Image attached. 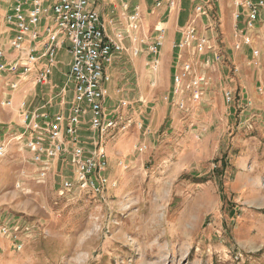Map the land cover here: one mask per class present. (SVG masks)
Listing matches in <instances>:
<instances>
[{
	"label": "rangeland",
	"instance_id": "1",
	"mask_svg": "<svg viewBox=\"0 0 264 264\" xmlns=\"http://www.w3.org/2000/svg\"><path fill=\"white\" fill-rule=\"evenodd\" d=\"M210 4L206 23L222 40V57L210 67L202 58L196 64L206 77L200 100L191 91L174 97L172 88H151L126 46L128 61L113 90V109L125 124L101 143L109 181L102 196H59L63 180L73 177L69 158L52 162L39 182V165L17 140L24 125L0 112V143L11 141L0 158V224L19 228L15 240L0 236V264H264V38L253 45L260 59L234 63L224 53L232 26L221 21L217 0ZM189 8L185 3L182 23ZM69 60L62 49V85L53 103L64 109L73 96ZM1 107L7 116L14 109ZM25 112L20 107L16 120ZM84 127L82 142L93 148L98 136Z\"/></svg>",
	"mask_w": 264,
	"mask_h": 264
},
{
	"label": "built area",
	"instance_id": "2",
	"mask_svg": "<svg viewBox=\"0 0 264 264\" xmlns=\"http://www.w3.org/2000/svg\"><path fill=\"white\" fill-rule=\"evenodd\" d=\"M7 9L0 21V76H28L39 64L36 83L46 85L57 65L59 52L66 48L69 60V81L72 84V101L66 112L54 115L24 114V128L17 140H24L32 154V161L39 165L38 181L44 182L52 171V162L69 158L72 178L63 180L59 196L64 197L74 191L102 196L109 185L106 175L108 169L107 154L102 148L103 139L112 130L124 123L116 110L107 107L108 85L113 78L109 73L114 63L126 51V42L147 44L136 36L143 30V15L140 4L132 5L129 0H115L121 5L117 17L106 18L97 9V0H3ZM152 9L168 12L177 10L179 0H151ZM240 11L236 20L243 19L244 27H234L235 49L250 48L253 59H260V50L254 49L259 26L264 21V0H235ZM196 17H208L205 5L195 7ZM155 27L157 36L147 45L150 56L147 67L156 73L160 67V50L164 41V25ZM115 28L110 34L109 29ZM123 28V29H122ZM133 34V35H132ZM132 35V36H131ZM180 50H189L195 54H205L213 50L211 40L199 34L196 18L184 27ZM143 50L135 49L134 56ZM17 56L8 61L10 55ZM209 62L206 60L205 65ZM194 65L184 62L173 77L174 97L182 96L185 91L193 92L194 100H200L206 84L204 75H195ZM14 90L15 84L11 85ZM232 93L226 94L228 103ZM12 102H3L2 106L11 108ZM249 105H251L249 103ZM25 104H23V107ZM98 136L93 148L82 142L83 126ZM128 126H124L126 129ZM8 141V140H7ZM0 143V158L7 155L11 141ZM143 150V149H142ZM19 228L9 224H0V236L16 239ZM17 248L20 250L21 245Z\"/></svg>",
	"mask_w": 264,
	"mask_h": 264
},
{
	"label": "crops",
	"instance_id": "3",
	"mask_svg": "<svg viewBox=\"0 0 264 264\" xmlns=\"http://www.w3.org/2000/svg\"><path fill=\"white\" fill-rule=\"evenodd\" d=\"M51 1L52 0H50V2ZM97 1H98L97 9L98 10L100 9L99 11H105V10L109 11L114 18L121 13V5L119 2L115 0H97ZM129 2L132 5L140 4L142 7L143 30L138 34H136V36H138V38H140L141 40H145L147 44L144 45H141L139 43L131 44L130 41H127L126 46L131 44L130 47H128V49L132 48V52H130V50L128 52L130 55H132V58H130L132 64L134 66L135 63L140 64L139 75L141 78L146 79L147 82L150 83L151 88H158L159 86L160 88H167V89L173 88V77L176 73L179 72L180 67L184 62H189L193 64L195 69L196 64L199 63L201 58L204 60V62L207 60L209 63L205 66L210 67L216 64V61H218L219 58L222 57L221 49L223 47V43L222 40L217 37L218 36L217 30L214 28V26H211L213 24L206 23L209 16L197 17L196 26L199 34L204 35L211 40V45L213 46V50L208 51L205 54L192 55L193 54L192 51L180 50L178 48V45L182 39V32L184 27L188 24V22L192 19V17H196L195 13L193 14L194 7L203 4L207 7L209 11H212L213 6L210 4V0H179V5H178L179 7L177 8V10L172 12H168L165 9L163 10L152 9L151 0H129ZM185 3L190 4L189 9H191V12L189 13L185 21L182 23L181 17L183 12L185 11L184 9ZM104 4L106 5L104 6ZM217 6L219 10V16H221V21L223 23L229 22L233 28V29L231 28V33L229 37L230 48H228L227 46V48L224 50V53L231 56L234 63L241 64L249 56H251L252 58V52L248 47H243L240 50L235 49L236 39L234 37V27L236 26V24H238L239 21L236 20L235 16L240 11V8L236 6L235 0H217ZM108 18L109 16L107 17V19ZM107 19L106 21H108ZM203 23L204 26L202 25ZM158 24L164 25V34H163L164 43H163V47L160 50V55H159L160 57L159 70L157 73H152L148 71V69H146L147 62L150 58L147 52V45L152 43L155 37L157 36L155 27H157ZM0 27L4 28V23L2 21H0ZM221 27L222 26H220V28ZM111 30H112V34H114L115 28H111ZM218 32L220 31L218 30ZM258 35L259 36L256 37L255 39V41L257 40V44L260 42L259 40L261 38H264V21L259 26ZM212 36H215L214 40L212 39ZM138 48L143 50V52L138 56H134V50ZM16 56H17L16 54L10 55L8 61L13 60ZM263 57H264V53H263ZM127 61L128 58L123 52V54L114 63V65L111 68H109V73L111 74L113 80L110 83V86L108 87L110 89H109V98L107 99V105L111 109L116 108V106L118 105L117 102L118 99L116 98L113 91L114 88H120V84L116 78V74L118 73L119 68L126 67L125 64L127 63ZM42 66H43L42 63L39 64L37 68L28 76L19 77L13 74L0 76V105L2 106L3 102H7V100H10L13 104L12 107L14 108L11 110V114L9 116L5 115L4 111L0 110L3 118L12 121L15 120L19 122L20 125H24L25 124L24 120L21 122L19 120H16L18 117L17 114L20 110V107H22L23 109L26 108L25 113L31 116L41 115V114L54 115L55 113L58 112L68 111V109H64L63 106H59L57 103H53V101L56 102L58 98L57 96L59 92L58 89L62 85L61 80L63 77L62 75H60L58 61H57V65L53 69V74L46 85H38L36 83V77L38 71ZM195 74L197 76L202 75V73H199L198 70L195 71ZM124 79H126V77H124ZM144 79L143 80L141 79V81L142 83L146 84L144 82L146 80ZM12 84H15L17 88L13 90L11 88ZM124 85L125 88H128L127 83H125ZM147 87L148 86H145V88ZM47 88H50L51 91L48 90ZM11 95H13L12 98ZM23 104H25L24 107ZM52 104H55V106H52ZM2 109H6V108L3 107ZM83 129L86 128L84 127ZM83 129L81 134H86L85 131H83ZM25 152L28 153L29 156L32 155L30 151H25Z\"/></svg>",
	"mask_w": 264,
	"mask_h": 264
},
{
	"label": "bare ground",
	"instance_id": "4",
	"mask_svg": "<svg viewBox=\"0 0 264 264\" xmlns=\"http://www.w3.org/2000/svg\"><path fill=\"white\" fill-rule=\"evenodd\" d=\"M163 27V25H161V28Z\"/></svg>",
	"mask_w": 264,
	"mask_h": 264
}]
</instances>
